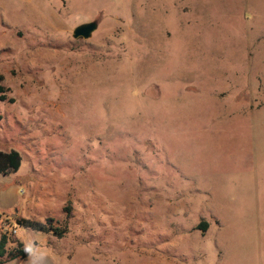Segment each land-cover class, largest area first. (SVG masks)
<instances>
[{
	"label": "rangeland",
	"instance_id": "obj_1",
	"mask_svg": "<svg viewBox=\"0 0 264 264\" xmlns=\"http://www.w3.org/2000/svg\"><path fill=\"white\" fill-rule=\"evenodd\" d=\"M0 83L60 264H264V0H0Z\"/></svg>",
	"mask_w": 264,
	"mask_h": 264
},
{
	"label": "crops",
	"instance_id": "obj_2",
	"mask_svg": "<svg viewBox=\"0 0 264 264\" xmlns=\"http://www.w3.org/2000/svg\"><path fill=\"white\" fill-rule=\"evenodd\" d=\"M9 174L10 173L0 174V223H1L0 232H3V229L8 227V222H10L9 224L11 223L16 224L15 223L16 217H24L39 221L38 219L32 217H26L20 214L21 210L18 204H16L17 203L16 199H14V197L13 198L11 197V194L14 195L16 192V187H15L16 183L11 178L7 180L8 184H6V186H3V178L7 177ZM9 182H11V185H9ZM15 204L17 205V207H14V211L12 213L10 214L5 213V211L8 210L10 206H14ZM215 221L217 223L218 221L217 217H215ZM25 229H29V228H25ZM35 232H39V231H35ZM52 237L55 236H53L50 233H43L42 237L33 240L29 245L28 244L26 245L22 240L16 239V241L22 244V247L24 248L25 251L29 250V252L26 251L27 252L26 257L23 259L13 258L7 261L0 262V264H60L62 263L63 260L58 259L57 256L58 248H56L53 245V241L51 240ZM69 262H73V260Z\"/></svg>",
	"mask_w": 264,
	"mask_h": 264
},
{
	"label": "trees",
	"instance_id": "obj_3",
	"mask_svg": "<svg viewBox=\"0 0 264 264\" xmlns=\"http://www.w3.org/2000/svg\"><path fill=\"white\" fill-rule=\"evenodd\" d=\"M5 91V87L0 83V100L6 98ZM8 101H11V99H8ZM19 164L20 155L16 150H0V174L15 172ZM63 210L67 217L68 207H63ZM15 223L17 226L29 228L33 231L50 233L55 237H61L66 231L65 227L56 226L47 218L44 221H37L24 217H16ZM10 243L14 245L9 246ZM26 253L20 242L12 240L7 233L0 232V262L13 258L23 259L26 257Z\"/></svg>",
	"mask_w": 264,
	"mask_h": 264
},
{
	"label": "water",
	"instance_id": "obj_4",
	"mask_svg": "<svg viewBox=\"0 0 264 264\" xmlns=\"http://www.w3.org/2000/svg\"><path fill=\"white\" fill-rule=\"evenodd\" d=\"M96 25L97 23L95 20H90L87 22L77 24L71 30V37L83 38V39L88 38L91 35V33L95 30Z\"/></svg>",
	"mask_w": 264,
	"mask_h": 264
},
{
	"label": "built area",
	"instance_id": "obj_5",
	"mask_svg": "<svg viewBox=\"0 0 264 264\" xmlns=\"http://www.w3.org/2000/svg\"><path fill=\"white\" fill-rule=\"evenodd\" d=\"M16 224H11L7 228L3 229V232L7 233L9 236H13L16 233Z\"/></svg>",
	"mask_w": 264,
	"mask_h": 264
}]
</instances>
